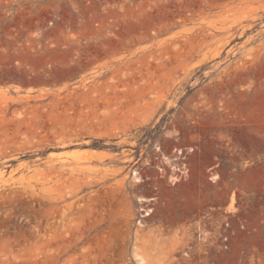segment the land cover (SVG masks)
<instances>
[{
	"label": "rangeland",
	"instance_id": "obj_1",
	"mask_svg": "<svg viewBox=\"0 0 264 264\" xmlns=\"http://www.w3.org/2000/svg\"><path fill=\"white\" fill-rule=\"evenodd\" d=\"M231 191L264 219V0H0V264H193Z\"/></svg>",
	"mask_w": 264,
	"mask_h": 264
},
{
	"label": "built area",
	"instance_id": "obj_2",
	"mask_svg": "<svg viewBox=\"0 0 264 264\" xmlns=\"http://www.w3.org/2000/svg\"><path fill=\"white\" fill-rule=\"evenodd\" d=\"M212 177L215 181L218 174ZM211 208L223 209L224 215L216 211L200 217L186 238L177 235L172 251H180L193 264H264V219L242 216L234 191L225 206Z\"/></svg>",
	"mask_w": 264,
	"mask_h": 264
},
{
	"label": "bare ground",
	"instance_id": "obj_3",
	"mask_svg": "<svg viewBox=\"0 0 264 264\" xmlns=\"http://www.w3.org/2000/svg\"><path fill=\"white\" fill-rule=\"evenodd\" d=\"M135 174L137 175V172H136ZM133 179H134V181H137V182L141 180L138 176H134ZM231 199H232V197H231ZM139 200H140V202H141V201H146V200H148V199H145V198H139ZM147 210H148V209H147ZM146 214H149V212L143 214V216H145ZM138 224H139L140 226L144 225V224L141 222V220L138 222ZM181 232H182V231H181ZM169 240H170V239H169ZM171 241H172V240H171ZM170 251H171V250H170ZM134 258H135L137 264H152V263H150V262L148 261V259H147L144 255H141V254H139V253H135V252H134ZM161 262H162V260H160L158 264H161Z\"/></svg>",
	"mask_w": 264,
	"mask_h": 264
}]
</instances>
